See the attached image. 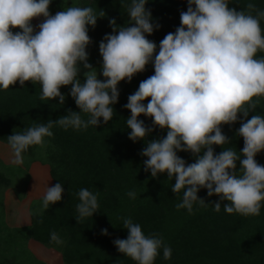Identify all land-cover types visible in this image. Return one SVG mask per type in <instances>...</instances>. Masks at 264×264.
<instances>
[{"label":"clouds","instance_id":"obj_1","mask_svg":"<svg viewBox=\"0 0 264 264\" xmlns=\"http://www.w3.org/2000/svg\"><path fill=\"white\" fill-rule=\"evenodd\" d=\"M50 3L0 0V89L8 90L17 81L21 86L31 81L41 85V101L58 97V103L63 104L65 96L60 88L71 85L69 94L79 111L69 110L56 120L9 135L12 163L23 164V154L30 146L43 149L45 137L53 136L55 126L86 130L107 124L114 116L112 105L118 102V83L131 81L151 62L154 74L139 83L124 105L131 113L126 126L133 142L145 140L154 127L167 129L166 136L148 140L142 149L140 154L147 157L144 170L152 177L165 172L168 178L175 177L171 190L182 191L177 209L191 213L194 203L206 204L197 195L204 188L208 196L219 197L213 205L216 212L221 210V202L227 201L223 208L228 214L260 215L264 166L255 156L264 150V115L254 114L246 122L245 118L264 97V57H257L264 52V10L252 2L237 10L229 7V0H187L180 26L164 36L156 53V43L145 34H152L160 25L150 22L146 0H131L127 9L131 26H117L115 19H110L113 32L99 43L101 80L88 63L86 47L92 41L87 26L95 27L105 12L91 6H70L52 15ZM41 16L44 20L35 31L31 21ZM13 28L20 31L14 33ZM79 64L87 69L83 82L78 78ZM146 98L150 99L145 105ZM82 113L88 118H82ZM141 114L152 118L151 127L138 119ZM238 119L241 126L237 134L243 137V148L237 152L229 147L214 154L213 145L230 144L221 126ZM178 151L190 152L195 162L186 164ZM63 191L61 183L47 187L37 214L60 201ZM77 195L75 218L80 222L99 210L98 194L82 188ZM127 195L135 199L136 192ZM120 219L128 230L126 239L113 241L120 253L136 264H154L161 248L163 258H171L172 249L159 234L145 235L131 217ZM50 240L63 243L55 232Z\"/></svg>","mask_w":264,"mask_h":264},{"label":"trees","instance_id":"obj_2","mask_svg":"<svg viewBox=\"0 0 264 264\" xmlns=\"http://www.w3.org/2000/svg\"><path fill=\"white\" fill-rule=\"evenodd\" d=\"M57 1L51 0V4L57 3L62 10L70 6H91L105 12L104 17L97 18L95 27L87 26L92 56L102 66L99 43L106 34L113 32L109 20L115 19L117 26H131L127 13L131 0ZM229 2V7L237 10L249 2L264 10V0ZM187 7V0H146L145 8L152 14L150 22L160 25L154 27L152 34H145L156 43V53L164 36L174 33L180 26V13ZM54 12L55 8L49 10L50 14ZM261 27L264 29V20ZM12 31L15 33L20 29L13 28ZM257 57H264V52L258 53ZM153 74L154 66L149 62L145 70L136 73L131 81L122 80L123 85L118 87V102L112 105L114 116L107 124L89 126L86 130H65L55 126L53 136L45 137L42 156L37 154L40 146H30L23 154L24 163L21 165L6 164L0 158V198L5 190L12 189L23 200L28 168L34 161L47 164L52 186L61 183L64 189L62 199L40 214L37 212L42 198L32 202L30 223L23 226H8L4 221L3 204H0V264H45L28 249L29 240L60 252L64 264H136L120 253L113 243L128 236L121 217H131L134 223L141 225L145 235L159 234L172 249L171 258L165 260L161 248L154 264H264V202L258 216L228 214L223 208L227 201H222L221 210L216 212L213 205L219 197L215 194L208 196L207 189L200 188L197 195L206 204L194 203L190 213L176 207L182 202V191L172 192L175 177L168 178L166 172L152 177L150 171L144 170L143 161L147 157L140 154L142 149L148 140L166 136L167 129L154 127L145 140L133 142L129 139L131 130L126 126L131 113L124 105L139 83ZM60 92L65 96L63 104L58 103V97L41 101V85L31 81H26L24 86L17 81L8 90L0 89V141L9 146V135L47 123L50 119L56 120L67 115L69 110L79 111L70 92ZM149 99L142 103L146 105ZM259 99L260 104L254 112H249L245 122L254 114L264 115V97ZM81 115L88 118L83 113ZM138 119L146 126H152L151 117L141 114ZM240 126L239 119L231 125L221 126L223 134L230 138V144L213 145L214 154L229 147L237 152L243 148V137L237 134ZM177 155L186 164L195 162L190 152L178 151ZM255 160L264 166V150L256 154ZM236 163L239 169V161ZM16 173L23 175L21 192L14 186ZM82 188L98 194L99 210L92 217L77 222V193ZM129 191L136 192L135 199L127 195ZM105 229L106 233L103 232ZM52 232L60 237L62 244L51 242Z\"/></svg>","mask_w":264,"mask_h":264},{"label":"rangeland","instance_id":"obj_3","mask_svg":"<svg viewBox=\"0 0 264 264\" xmlns=\"http://www.w3.org/2000/svg\"><path fill=\"white\" fill-rule=\"evenodd\" d=\"M55 2H58V1L55 0ZM51 8H55V12L52 15H54L56 12L62 10L60 5H58L57 3H54V2H52V4L50 3L49 10H51ZM43 20H44V17H42V16L37 17V18H33L31 23H32L35 31L39 30L37 25L39 23L43 22ZM91 46L92 45L89 44L86 47V52L88 53V63H90L97 70L98 79L103 80L104 78L100 74L101 73V66H99L98 63L95 62L94 57L92 56ZM79 67H80V71L78 73V78L81 80V82H83L85 79L83 73L85 71H87V69H84L82 64H79ZM122 85H123V82L120 81L118 83L117 87L120 88ZM70 89H71V85L61 86L60 91L67 90L70 92ZM4 146H7V144L0 141V158L4 163L12 164V162H9V160H10L9 155H11L9 152H12V151H10L9 146H7L9 148H4ZM37 154L39 156H42V154H43L42 149H39L37 151ZM13 178L15 180L14 186H16V188L20 192L23 191V186L21 183L23 180V175L16 173V175H14ZM27 180L28 181H27L26 189H25V197L22 200L24 203H22V205H18L20 207H18L17 210H16V208H14V204L12 202L7 204L8 208L6 210V201L8 200V198L15 200L16 198H18L17 194L12 189H8V190H5L3 192L2 198H0V204H3L4 216H6V213L10 214V212L12 211V208L15 210V212H17V213H15L16 215L17 214L28 215L29 211H30L29 205L32 204V202L36 201L37 198H42L46 192L47 187H52V181H51V178H50L49 173H48V166H47V164H43L40 161H34L32 164L29 165L28 179ZM22 218H25V217L22 216ZM5 219H6V217L4 218V221H5ZM25 221H27V218ZM25 221H21L18 224L19 225L27 224L28 222L25 223ZM35 242L36 241H33V240H29L27 242L28 249L35 255V257H37L39 260H42L43 262H45V264H64L62 262V258L60 256V252H58L54 248H52L51 250L57 252L58 254L57 253L55 254L53 252H51L52 254H48L49 252L47 250H50L49 247H46V246H44L38 242H36V243ZM39 250L40 251L42 250V251L40 252Z\"/></svg>","mask_w":264,"mask_h":264},{"label":"crops","instance_id":"obj_4","mask_svg":"<svg viewBox=\"0 0 264 264\" xmlns=\"http://www.w3.org/2000/svg\"><path fill=\"white\" fill-rule=\"evenodd\" d=\"M8 146V145H7ZM7 146H4V148H9V147H7ZM10 149V151H12L11 150V148H9ZM11 155H9V157H10V160H9V162H12V159H13V153L12 152H9ZM13 164V163H12ZM48 173H49V171H48ZM19 201V202H18ZM13 203L14 204V208H16V210H17V208L18 207H20V206H18V205H22V203H24L22 200H19L18 198H16L15 200L13 199H11V198H8V200L6 201V210H7V208H8V203ZM26 203V202H25ZM31 205V204H30ZM30 205H29V208H30ZM7 212V211H6ZM15 213H17V212H15V210L12 208V211L10 212V214L9 213H6V216H4V218L6 217V219H5V222H6V224L8 225V226H11V227H14V226H23V225H19L18 223L19 222H21V221H25L26 220V218H27V221H25V223H27V224H29L30 223V211H29V214L28 215H26V214H23V215H20V214H15ZM26 215V216H25ZM22 216H24L25 218H22ZM14 218V219H13ZM13 219V220H12ZM20 220V221H19ZM18 224V225H17ZM27 224H24V225H27ZM34 241V240H33ZM36 243V242H35ZM52 248H50V250H47L49 253L48 254H52L51 252H53V253H57V252H55V251H53V250H51ZM37 251V250H36ZM40 251V250H39ZM42 251V250H41ZM40 251V252H41ZM57 251V250H56ZM43 254V253H42ZM58 254V253H57ZM61 256V255H60Z\"/></svg>","mask_w":264,"mask_h":264}]
</instances>
